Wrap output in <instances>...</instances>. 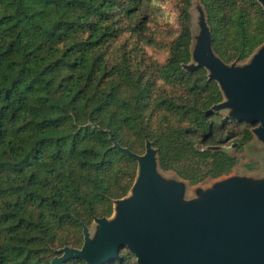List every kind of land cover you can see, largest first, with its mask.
Listing matches in <instances>:
<instances>
[{
    "label": "trees",
    "instance_id": "1",
    "mask_svg": "<svg viewBox=\"0 0 264 264\" xmlns=\"http://www.w3.org/2000/svg\"><path fill=\"white\" fill-rule=\"evenodd\" d=\"M200 1L225 63L264 43L260 0ZM192 3L160 38L153 0H0V264H139L127 247L104 263L68 255L134 193L138 157L193 185L237 166L225 146L242 150L254 125L221 116V83L186 67Z\"/></svg>",
    "mask_w": 264,
    "mask_h": 264
},
{
    "label": "water",
    "instance_id": "2",
    "mask_svg": "<svg viewBox=\"0 0 264 264\" xmlns=\"http://www.w3.org/2000/svg\"><path fill=\"white\" fill-rule=\"evenodd\" d=\"M264 4V0H260ZM208 36L198 60L212 72L236 104L239 119L254 125L264 139V48L255 62L240 70L209 54ZM143 163L134 198L124 200L116 224L99 219L98 236L75 254L92 262L112 260L121 247L139 264H264V183L251 190L231 178L207 191L201 200L183 206L160 185L155 153L138 157ZM179 184L174 192H179Z\"/></svg>",
    "mask_w": 264,
    "mask_h": 264
},
{
    "label": "rangeland",
    "instance_id": "3",
    "mask_svg": "<svg viewBox=\"0 0 264 264\" xmlns=\"http://www.w3.org/2000/svg\"><path fill=\"white\" fill-rule=\"evenodd\" d=\"M154 4L161 8L158 11L157 23L152 22V29L158 30L160 38L165 34L164 31H170L172 36H175L178 28L180 27L179 21V5L178 0H153ZM192 13V43H191V61L186 67L196 66L200 64L198 60L201 49L203 48L207 36L208 26L206 25V12L204 5L200 0H193L191 6ZM165 36V35H164ZM170 39V38H168ZM264 48V43L257 46L256 49L247 57L240 59L239 57L233 58L226 64L235 70H240L246 66L253 64ZM148 53L159 61L165 60L166 52L160 49L149 47ZM209 54H215L221 60L223 59L219 54H216L214 48L211 47ZM224 102L229 101L232 95L222 87ZM221 116H233L239 113L238 106L231 104L226 106L223 110L219 111ZM236 145L232 142L226 144L225 148L232 154L238 156L239 163L234 170L217 179H207L198 184H190L188 181L181 179L176 173L172 171H164L160 168L157 170L156 175L160 185L171 195L174 201L183 206H188L194 202L202 199L207 191L215 189L217 186L223 184L225 181L231 178L239 179L242 184L251 190L258 188L264 183V139H262L257 133L254 139L245 145L242 150H236ZM181 184L182 189L179 192H174L175 188ZM134 193H130L125 200L133 199ZM123 203L115 205L113 214L109 218L111 224H116L122 217ZM95 227V224H93ZM97 228V226H96ZM94 230V228H91ZM95 231V230H94Z\"/></svg>",
    "mask_w": 264,
    "mask_h": 264
}]
</instances>
